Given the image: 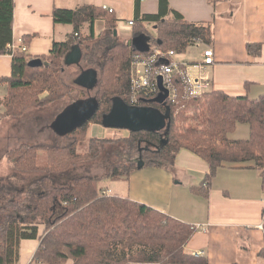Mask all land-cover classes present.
I'll list each match as a JSON object with an SVG mask.
<instances>
[{"label": "trees", "instance_id": "16d2710c", "mask_svg": "<svg viewBox=\"0 0 264 264\" xmlns=\"http://www.w3.org/2000/svg\"><path fill=\"white\" fill-rule=\"evenodd\" d=\"M142 1L135 0L134 27L142 21L153 23V41L163 52L185 54L196 40L211 46L210 26L186 22L169 8L168 0H158L160 12L144 15L140 20ZM221 1L208 0L214 7ZM15 8V0H0V56H12V75L0 78V86H7L3 117L20 119L33 107H44L72 95V88L63 80L66 55L72 47L82 48L84 41L95 37L97 21L105 22L109 35L117 30V19L113 11L93 6L55 9L54 23L71 25L73 33L66 42L54 43L50 55L32 58L20 49L8 51V46L15 43ZM86 24L90 35L85 37L82 28ZM135 29L137 33L146 32L142 25ZM33 37H25L23 43L28 47ZM247 51L259 56L262 47L248 45ZM150 55L127 44L111 46L103 54L104 60L97 72L98 85L92 97L99 107L89 122L65 134L73 141L67 146L51 147L24 144L8 154L18 171L46 176L39 181L38 192L30 195L28 204L20 212L0 219V264H18L23 241H39L30 264H67L69 261L73 264H209L206 257H195L185 249L198 231L197 227L128 198L103 194L99 187L101 179L126 177L128 180L131 171L140 169L132 157L136 151L144 156L141 168L171 166L181 150L204 160L209 171L201 185L192 188L197 195L208 196L213 178L225 167L259 171L264 191V95L258 99L230 97L221 91L191 95V87L178 76L173 97L165 104L152 103V97L139 99L138 107L154 109L166 118L170 126L168 136L164 135L165 131L145 129L125 130L129 136L121 140L89 137L91 125L112 128L105 119L115 101L132 106L135 89L131 71L135 63L149 61ZM33 59H41L43 67H29ZM239 124L250 127V137L232 141L229 135ZM61 138L64 137L57 135V141ZM85 142H88L87 152L80 153L79 147ZM105 148L109 152L104 153V158L114 152L128 154L121 160L124 161L121 167L111 168L112 172L106 177H78L69 187L56 184L55 175L63 177L78 164L101 159ZM40 152L45 153L47 160L42 166L39 165ZM6 201L7 196L0 195V209ZM259 258L264 262V249Z\"/></svg>", "mask_w": 264, "mask_h": 264}, {"label": "crops", "instance_id": "0c3cea01", "mask_svg": "<svg viewBox=\"0 0 264 264\" xmlns=\"http://www.w3.org/2000/svg\"><path fill=\"white\" fill-rule=\"evenodd\" d=\"M15 3L14 42L18 44L20 39L34 36L27 51L32 58L50 55L54 43L66 42L73 33L71 25L54 23L55 9L76 10L93 6L112 10L117 19V30L108 35L105 22L97 21L95 37L90 41H96L97 35L105 36L106 43L115 45L122 38L128 42L139 34H146L152 43L155 36L153 23L142 21L136 26L142 25L145 33H137L136 27L129 25L137 17L135 0H15ZM168 3L169 8L186 22L208 25L213 34L210 47L214 50V65L205 67L203 73L194 68L203 60L202 53L209 47L194 44L200 50L199 59H187V52L175 58V62L188 66L183 71L195 78L203 75L210 83L209 91L251 99L264 95V0H223L215 7L208 0H168ZM159 12L158 0H143L139 19ZM125 23L132 29L128 31L122 25ZM85 26L82 35L86 37L90 35V28L88 26V32H85ZM101 27L104 31L97 33V28ZM248 45L261 46V54H249ZM102 46L105 47L102 51L110 48L105 44ZM11 75L12 56H0V78ZM6 95L7 86H0V126L10 120L3 117ZM249 137L250 127L246 124H239L229 135L232 141ZM139 157L142 159V153ZM139 157L135 158L137 166ZM208 171L204 160L190 151L181 150L171 166L133 170L128 180L126 177L110 180L111 185L102 189L108 195L128 198L197 227L198 231L185 249L195 257H206L209 264H264L259 258L264 249V191L259 171L247 167L221 168L213 178L208 196L194 194L192 188L201 185ZM98 176L106 177L107 172ZM23 242L20 261L23 255H28L29 251L24 249L29 247H34L30 255L32 260L39 241ZM70 262L67 264H73Z\"/></svg>", "mask_w": 264, "mask_h": 264}, {"label": "rangeland", "instance_id": "374dc122", "mask_svg": "<svg viewBox=\"0 0 264 264\" xmlns=\"http://www.w3.org/2000/svg\"><path fill=\"white\" fill-rule=\"evenodd\" d=\"M107 10L110 11V9ZM122 25L125 26L128 31L132 29L127 25V23ZM87 28L88 25L85 26V32H88ZM100 31H104V29L102 27L97 28V33ZM122 32L124 33V31ZM103 37L105 36L97 35L96 41H84L82 47L83 55L81 56L80 61L73 65L64 66L63 80L72 88L73 93L71 96H68L55 103L47 104L44 107H33L25 113L23 118H9L10 120L4 122L0 126V195L7 196L6 204L2 205L3 209H0V219L20 212V210L28 204V198L30 195H32L35 191L36 193L38 192L39 181L44 176H46L44 173H24L18 171L15 168L14 163L9 161L8 154L20 148L24 144L31 146L51 147L56 145L67 146L73 141V139H70L64 135H61L64 138H61L59 141H57V135H59L58 120L64 111L69 107L80 101L89 100L94 96L96 91L95 88L90 90L89 87L78 84V80H80L83 74L89 70L96 72L100 71V67L104 60L103 54L105 53V51H102V45H108V48L114 45L113 43H106ZM127 43H129V41L125 42V39L122 38L120 43L116 44L123 45ZM152 43H154V41ZM104 48L105 47H103V50ZM186 57L187 59L197 60L200 58V50L194 46H191L187 51ZM105 136L111 137L112 140H121L127 138L129 136V132L125 130H119L117 128H104L97 125H91L89 137L104 139ZM145 146L146 145H143V147ZM106 147L111 148L112 145H106ZM87 148L88 142H85L79 147V152L85 153L87 152ZM105 152L106 148L102 153L101 159L89 163L78 164L63 177L55 175L56 184L60 187H69L76 178L84 175H103L108 171L109 173H107V175H109L113 169L110 168L112 167L111 165L115 167H121L122 163H124V161L121 160L125 158L124 156H128L126 153H119L116 155L114 152L112 156L104 158L103 155L109 151L106 153ZM136 152L137 154L133 153L132 157H139L138 151ZM39 155V165L42 166L47 161L46 155L44 152H40ZM143 157L142 159L139 157L137 160L139 162L140 160L143 161ZM126 159L129 160V157ZM109 181L110 180L101 179L99 182V187L105 188L111 185L109 184ZM112 193H114V191ZM24 250L29 251L27 253L28 255H23L21 261L19 260L18 264H30V255L34 250V247H29L28 249L25 248ZM21 252L22 245L20 247V255Z\"/></svg>", "mask_w": 264, "mask_h": 264}, {"label": "water", "instance_id": "95a60500", "mask_svg": "<svg viewBox=\"0 0 264 264\" xmlns=\"http://www.w3.org/2000/svg\"><path fill=\"white\" fill-rule=\"evenodd\" d=\"M129 47L134 50L147 53L150 51V38L146 34H139L133 37L129 43ZM83 55L82 48L80 46H74L71 48L65 58V65H73L80 61ZM29 67L41 68L43 67V61L41 59H33L29 62ZM78 84L85 85L92 88H96L98 85V74L96 71L89 70L84 73L78 80ZM158 85L160 94L154 98L151 102L163 105L169 98V91L163 85L162 77L158 78ZM99 107V103L95 98H90L86 101H80L75 105L69 107L59 117L58 129L59 134H68L77 128L83 126L93 117ZM105 122L108 127L124 129L130 132H139L142 130L151 131H165V136H168L170 126L159 112L147 107L131 106L123 101H115L111 113L106 117ZM143 161L138 163V167H143Z\"/></svg>", "mask_w": 264, "mask_h": 264}, {"label": "built area", "instance_id": "2783aa9c", "mask_svg": "<svg viewBox=\"0 0 264 264\" xmlns=\"http://www.w3.org/2000/svg\"><path fill=\"white\" fill-rule=\"evenodd\" d=\"M112 12V10H110ZM133 26V21L129 22ZM197 47L204 45L200 40H196ZM150 58L146 62L135 63L131 71V80L135 89L134 97L131 100L132 106H140V98L152 97L156 98L160 94L158 78L162 77L164 87L169 91V98L173 97L175 92V78L180 76L186 84L191 87V95H200L209 91L210 83L204 79L203 75L199 78L192 77L188 74L187 65L175 62V58L179 56L177 52H163L155 43H151ZM20 49L27 53L28 47L23 43V39L18 41V44L8 46V51ZM203 60L195 65V69H199L203 73L204 68L212 66L215 63V55L212 47H208L203 53ZM172 58V60H170ZM156 65V68H155ZM103 194H108L103 192Z\"/></svg>", "mask_w": 264, "mask_h": 264}, {"label": "clouds", "instance_id": "9594fccd", "mask_svg": "<svg viewBox=\"0 0 264 264\" xmlns=\"http://www.w3.org/2000/svg\"><path fill=\"white\" fill-rule=\"evenodd\" d=\"M104 192V191H103Z\"/></svg>", "mask_w": 264, "mask_h": 264}]
</instances>
